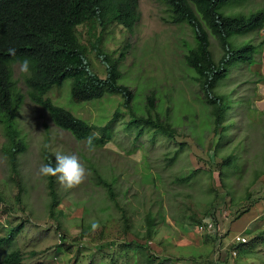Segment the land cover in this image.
Here are the masks:
<instances>
[{"label":"rangeland","instance_id":"374dc122","mask_svg":"<svg viewBox=\"0 0 264 264\" xmlns=\"http://www.w3.org/2000/svg\"><path fill=\"white\" fill-rule=\"evenodd\" d=\"M262 7L264 0H234L225 2L221 11L249 14ZM168 10L158 0H140V19L134 29L112 23L104 33L103 43L114 55L130 44L121 64L120 82L135 90L133 104L140 113L146 107L147 96L155 92L154 112L169 117L177 126L180 134L175 139L154 135L149 126L131 124V115L121 107L110 123L111 137L89 149L86 139H78L58 126L46 108L30 99L25 74L19 72V63L13 65L17 86L25 94L17 122L26 147L18 153L14 167L8 154L9 136L0 122V236L6 235L10 227L23 224L15 243L2 248L0 264L14 248L23 252L28 264H149L150 254L152 264L169 256L173 260L166 264H193L192 259L203 245L204 252L209 253L214 241L203 233L202 223L190 222L198 218L207 224L214 216L209 213L211 209L217 214L216 228L223 236L218 240L220 244L233 241L235 233L248 239L232 248L231 252L237 250L236 255L226 246L217 250L220 264L226 257L229 264H264V238H257L264 230V26L232 38L236 43H262L254 53V64L233 63L218 87L220 93L235 101L226 110V129L220 128L221 134L215 131L210 108L202 102L204 92H200L192 70L184 62L183 39L193 44V30L187 23H172ZM87 30V25L78 27L80 39L89 47L87 56L93 69L105 76V64L92 51ZM211 42L218 58L219 43L214 37ZM70 90L68 78L55 85L48 96L97 126L111 120L121 101V95L115 93L101 100L76 102ZM140 127L144 132L137 137ZM93 134L99 136L101 130L95 129ZM46 150L54 160L56 152L75 153L88 170L86 180L73 189L66 190L56 180L60 205L54 207V213L50 210L48 177L39 174L40 166L47 164ZM176 150L178 157L171 159ZM231 152H235L236 160L220 165ZM193 169L199 171L191 179H180ZM97 173L113 182L123 210L111 200ZM124 208L131 224L127 230L122 217ZM244 209V215L249 211L248 217L255 216L252 211L258 215L249 229L246 227L251 220L245 221L242 228L238 224L244 217L235 222ZM148 215L156 220L157 233L153 237L145 235ZM92 221L99 222L98 230H91ZM60 233L66 237L63 243ZM135 238L149 246L127 243ZM84 240L87 243H82ZM213 248L216 250V246ZM176 257L188 259L179 263ZM195 260L197 264H209L208 259Z\"/></svg>","mask_w":264,"mask_h":264},{"label":"trees","instance_id":"16d2710c","mask_svg":"<svg viewBox=\"0 0 264 264\" xmlns=\"http://www.w3.org/2000/svg\"><path fill=\"white\" fill-rule=\"evenodd\" d=\"M158 1L167 5L170 14L168 17L172 23H187L193 30V44L187 39H183V45L186 47L184 62L192 70L193 78L199 85L200 92H204L201 99L210 108L215 131L222 134L221 130L226 129L224 126L227 121L225 113L232 106L233 99L220 93L218 87L229 75L233 63L246 61L253 65L256 61L254 53L262 43L255 44L249 40L236 43L232 41V38L245 33H253L262 28L264 26V7L255 9L249 14L232 15L222 12L221 8L225 2L234 0ZM140 14V0H0V122L3 123L9 136L7 141L8 154L14 167L17 165L18 153L24 151L26 144L17 122V113L24 102L25 94L17 86L13 65L20 63L25 58L31 61V75L25 74L24 76L28 87V96L34 103L46 108L58 126L69 130L78 139L93 136V144L104 143L111 137L110 123L120 114L121 107H124L131 115V124L149 126L154 135L159 134L175 139L180 134L177 126L169 117L154 112L155 92L147 96L146 107L144 106L142 113H140L133 104L135 90L129 84L120 82L123 77L121 64L130 44L127 43L117 55L105 49L103 36L107 32L108 26L115 23L132 31L140 19ZM80 25L88 26L87 33L91 41V49L105 64V76H101L91 65L87 56L89 47L80 39L78 31ZM212 37L218 41L221 48V54L218 58L212 49ZM9 49H15V56L10 54ZM68 78L71 79V97L76 102L101 100L107 95L120 94L121 101L111 120L102 126H97L76 116L69 109L56 104L48 96V93L55 85L62 84ZM95 129L101 130L99 136L93 134ZM143 132L144 127H140L137 137H140ZM181 145L184 146V142ZM178 153L179 150H176L171 159L178 157ZM236 158L235 152H231L224 157L220 165H230ZM45 159L47 164L54 165L55 160L48 150L45 152ZM198 171L199 169H193L180 179L188 181ZM97 177L107 189L114 204L123 210L113 182L100 174ZM55 184L56 178L49 176L51 213H54V207L60 205ZM18 200L22 201L21 195H18ZM245 211L247 209L240 212L237 218L241 217ZM209 213L214 216L207 224L198 218L190 222L202 223L205 227L203 233L210 235L214 241L209 253L204 252L205 244L197 255L194 253L193 264L199 263H196V258H202L201 261L208 259L206 262L209 264L215 262L220 264L216 257V252L219 253L220 248L226 246L227 249L229 247L231 252L232 248H238L240 244L244 243L229 239L225 244L223 242L220 244L218 240L223 236L221 237L220 230L216 228L217 214H214L212 209ZM122 217L127 230L131 224L125 208ZM211 222L214 227H210ZM233 222L230 224L231 228L228 229V234L233 228ZM190 223L188 224L189 228L192 227ZM22 224L23 222L10 227L6 235L0 236V254L3 247L5 249L15 243L21 233ZM155 225L156 220L148 215L145 232L147 237H153L157 233V229H154ZM184 230L188 231L189 229L184 227ZM195 231L199 232L198 228ZM60 237V241L63 243V239L66 237L62 233H60ZM260 237L264 238V230L257 234V238ZM112 242L108 243L112 244ZM136 242L141 248L149 246L136 240V238L127 243L132 245ZM149 242L151 243V241ZM214 246H216V250L213 248ZM155 256L158 257L159 255ZM152 257V254L148 255L149 264L153 262ZM171 257L161 258L156 264L171 262L173 260ZM176 258L179 263L182 262L183 258L184 260L188 259L186 257ZM3 261L4 264H28L19 248L7 252ZM31 264L44 263L39 261ZM183 264H188V262ZM222 264H229V259L226 257Z\"/></svg>","mask_w":264,"mask_h":264},{"label":"clouds","instance_id":"9594fccd","mask_svg":"<svg viewBox=\"0 0 264 264\" xmlns=\"http://www.w3.org/2000/svg\"><path fill=\"white\" fill-rule=\"evenodd\" d=\"M259 49L257 48L256 51ZM11 55L15 56V49H9ZM19 72L26 75H31V61L27 58L23 59L19 63ZM24 103V102H23ZM234 103V101H233ZM233 105V104H232ZM87 147L89 149L92 148L93 145V136H89L86 138ZM55 163L53 164H42L39 168V174L43 177H55L57 182L61 187L67 189H73L81 185L87 178L88 170L81 162L78 155L75 153L72 154H64L62 152H56L55 155ZM264 214V213H263ZM100 227L99 222L92 221L91 222V230L96 231ZM237 235H242V233H235L232 235L233 241H241L238 240ZM244 236V235H242ZM246 237V236H245ZM247 238V237H246ZM82 243H87V240L82 241ZM237 250H233L232 253ZM233 253V255H236Z\"/></svg>","mask_w":264,"mask_h":264},{"label":"crops","instance_id":"0c3cea01","mask_svg":"<svg viewBox=\"0 0 264 264\" xmlns=\"http://www.w3.org/2000/svg\"><path fill=\"white\" fill-rule=\"evenodd\" d=\"M257 205H258V204H257ZM256 207H257V206H256ZM258 207H260V205H258ZM258 207H257V208H258ZM252 212H253L254 215H255L253 218H252L251 216H250V217L247 216V214H250L249 211H248L247 213H245V215H244V214L242 215V217H244V220L242 221L241 224H238L241 228L245 225V221L248 222L249 220H251V221H249V223H248L249 225L246 227V229L251 228V226H253V224H254L255 222H257V220H258V219H257V218H258V215L255 214V211H252ZM239 219H240V218H238L235 222H237Z\"/></svg>","mask_w":264,"mask_h":264},{"label":"built area","instance_id":"2783aa9c","mask_svg":"<svg viewBox=\"0 0 264 264\" xmlns=\"http://www.w3.org/2000/svg\"><path fill=\"white\" fill-rule=\"evenodd\" d=\"M210 227H214L212 222L210 223ZM237 239L242 240V241L247 240V238L245 236H242V235H237ZM233 253L236 254V251H234Z\"/></svg>","mask_w":264,"mask_h":264},{"label":"bare ground","instance_id":"6f19581e","mask_svg":"<svg viewBox=\"0 0 264 264\" xmlns=\"http://www.w3.org/2000/svg\"><path fill=\"white\" fill-rule=\"evenodd\" d=\"M203 68V67H202Z\"/></svg>","mask_w":264,"mask_h":264}]
</instances>
